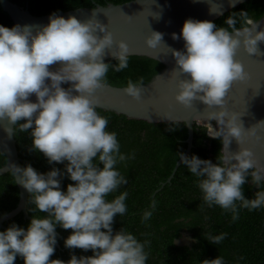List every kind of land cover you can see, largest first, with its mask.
<instances>
[{
  "label": "clouds",
  "instance_id": "obj_1",
  "mask_svg": "<svg viewBox=\"0 0 264 264\" xmlns=\"http://www.w3.org/2000/svg\"><path fill=\"white\" fill-rule=\"evenodd\" d=\"M238 14L243 21L239 28L237 13L225 20L228 28L211 21L185 20L180 34H172L173 40L183 39L184 50L170 49L178 72L187 77L178 82L175 101L185 108L193 101L209 109L218 108L208 112L206 120L197 122L204 123L206 134L220 139L225 148L232 139L238 145L244 139L243 124H237L236 115L225 109L232 83L246 75L235 54L242 46L248 55H256L260 52L258 44L264 43V29L257 31L247 12ZM161 40V33L151 32L145 43L155 48ZM113 44L106 26L93 18L65 19L53 13L48 24L35 32L31 25H0V122L7 121L11 126L4 131L9 137L17 130L29 133L30 151L42 153L49 165L64 164L63 171L52 167L46 173L31 164L8 166L15 182L31 194L29 202L46 215H33L26 229L13 223L0 231V264H14L18 256L24 264H146L149 241L138 240L125 228L113 231L114 217H123L127 211L128 191L108 199L128 184L116 166L129 158L120 151L117 133L107 130L108 118L96 110L95 93L107 83L109 68L119 72L128 67V46L123 41L116 42V50L110 51L118 63L104 62L105 52L112 50ZM58 62L59 67L50 70L49 66ZM64 84L69 86L62 87ZM142 88V78L136 82L130 79L123 91L139 100ZM32 95L35 102L29 99ZM248 134L253 135L254 129ZM252 155L241 148L230 155H219L214 164L195 154L189 157L177 153L179 162L197 178L203 204L231 212L233 221L239 218L240 209L264 208V170L254 166ZM249 176L260 189L251 199L245 198L242 188ZM65 177L74 182L66 191L61 189ZM155 206L153 200L151 208L143 212L142 221L151 218ZM57 226L71 229L64 239L66 248L91 250L92 255L78 258L72 254L68 261L50 260L57 243ZM226 236L209 233L208 241L218 244ZM201 264L225 261L217 256Z\"/></svg>",
  "mask_w": 264,
  "mask_h": 264
},
{
  "label": "trees",
  "instance_id": "obj_2",
  "mask_svg": "<svg viewBox=\"0 0 264 264\" xmlns=\"http://www.w3.org/2000/svg\"><path fill=\"white\" fill-rule=\"evenodd\" d=\"M25 7L33 16H44L58 12H67L76 9H93L96 6L108 4L119 5L131 0H9ZM247 12L248 18L254 22L264 16V0H248L228 11L213 21L217 27L228 28L225 20L237 13L236 27L239 28L241 17L238 13ZM0 25L11 28V18L0 7ZM106 63L116 64L117 60ZM164 68L159 61L141 56H128V67L122 71L109 68L106 74V84L115 87H126L131 79L133 82L142 78L143 84L148 83ZM63 86H69L64 84ZM102 116L108 118V131H115L120 144V151L129 157L116 167L128 179V184L108 199L119 195L120 191L127 190V211L123 217H114L113 231L125 228L134 234L138 240L149 241L145 251L148 253L146 264H201L205 259L224 258L225 264H264V208L240 209L239 218L232 220V213L219 206L211 208L203 204L202 193L197 185V178L185 166L180 164L171 176L178 161L177 153L186 152L187 128L182 122L149 123L143 120L128 119L124 115L96 109ZM24 121H20L23 123ZM174 129V130H171ZM30 131V130H29ZM205 125L193 124V140L190 150L201 159L218 163L222 143L220 139L210 138ZM21 167L31 164L40 173H46L52 167L64 169V164L49 165L47 159L40 152L30 151L31 136L17 130L13 136ZM6 163V156L0 150V168ZM102 167V165H99ZM242 185L245 198H254L258 189L251 182ZM74 183L65 177L61 182V189L66 191L67 185ZM264 188V185L261 186ZM27 199V213L43 217L35 209V205ZM156 201L155 211L147 221H142L143 212L151 208V202ZM19 201V190L11 172L0 176V217L16 208ZM27 228L30 220L24 219L22 213L5 222L6 230L11 224ZM57 243L51 259L68 261L72 254L91 256L92 251L82 249H68L64 246V239L71 229L65 230L56 227ZM213 236L227 233V236L218 244L208 241V234ZM189 238L188 244H181L183 238ZM243 257V259H240ZM14 264H24L21 257H17Z\"/></svg>",
  "mask_w": 264,
  "mask_h": 264
},
{
  "label": "water",
  "instance_id": "obj_3",
  "mask_svg": "<svg viewBox=\"0 0 264 264\" xmlns=\"http://www.w3.org/2000/svg\"><path fill=\"white\" fill-rule=\"evenodd\" d=\"M246 1L248 0H131L119 5L108 4L104 7L96 6L93 9H76L55 14L65 19L75 16L81 21L93 18L106 26V30L112 34L114 44L112 50L105 52V63L116 60L111 56L110 51L116 50V42L123 41L128 46L129 56L155 59L164 65V68L148 83L143 84L139 100L128 96L123 91L125 87L105 84L95 93L97 108L124 115L128 119L149 123H184L187 128L185 154L189 156L192 148L193 124L205 125L197 121L206 120L208 112L219 109H209L199 101H193L191 107L185 108L175 101L177 84L187 77L178 72L170 50L183 51L184 41L173 40L172 34L179 35L184 21L189 18L213 22ZM0 7L11 18L13 25H31L34 32L37 28L47 25L51 15L33 16L28 11L27 4L25 7H20L9 0H0ZM255 23L257 31L264 29V16ZM151 32L162 34V40L155 48H149L145 43ZM258 48L260 52L256 55H248L242 46L235 54L234 59L242 64L246 75L243 80L232 83L225 98V109L230 114L236 115L237 124H243L244 139L240 145L232 139L228 147L222 145L221 152L230 155L241 148H246L253 154L254 166L264 170V124L257 125L264 121V43H259ZM58 67L59 62L49 66L50 70H56ZM62 87L68 86L62 85ZM29 99L35 102V95ZM211 124L214 129L217 127L215 120L211 121ZM5 127L11 126L7 121L0 122V150L6 156V163L0 168V176L10 172L8 167L10 164L21 167L22 162L18 156L15 139L7 135L4 131ZM250 129H254L253 135L248 134ZM180 164L178 160L166 182L171 180ZM16 185L19 190L18 204L8 214L0 217L1 228H4L5 222L20 213L24 219L30 221L32 219L26 209L27 199L31 198V194L18 183Z\"/></svg>",
  "mask_w": 264,
  "mask_h": 264
},
{
  "label": "rangeland",
  "instance_id": "obj_4",
  "mask_svg": "<svg viewBox=\"0 0 264 264\" xmlns=\"http://www.w3.org/2000/svg\"><path fill=\"white\" fill-rule=\"evenodd\" d=\"M189 242H190V239L187 238V237H185V238H183V239H181V240L179 241V243H181V244H188Z\"/></svg>",
  "mask_w": 264,
  "mask_h": 264
}]
</instances>
